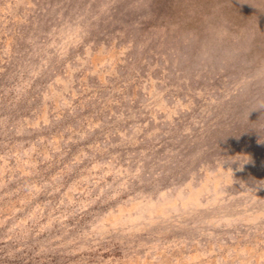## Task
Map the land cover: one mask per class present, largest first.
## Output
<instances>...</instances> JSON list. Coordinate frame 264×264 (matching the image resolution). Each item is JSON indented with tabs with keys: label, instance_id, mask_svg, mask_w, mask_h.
Segmentation results:
<instances>
[{
	"label": "rangeland",
	"instance_id": "obj_1",
	"mask_svg": "<svg viewBox=\"0 0 264 264\" xmlns=\"http://www.w3.org/2000/svg\"><path fill=\"white\" fill-rule=\"evenodd\" d=\"M0 264H264V0H0Z\"/></svg>",
	"mask_w": 264,
	"mask_h": 264
}]
</instances>
